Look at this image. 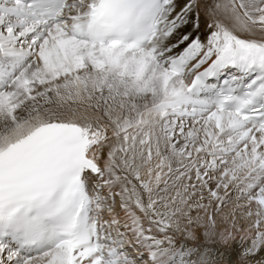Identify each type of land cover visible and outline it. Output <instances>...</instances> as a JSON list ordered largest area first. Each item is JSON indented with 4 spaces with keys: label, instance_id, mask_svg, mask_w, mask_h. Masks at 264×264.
<instances>
[{
    "label": "snow or ice",
    "instance_id": "obj_1",
    "mask_svg": "<svg viewBox=\"0 0 264 264\" xmlns=\"http://www.w3.org/2000/svg\"><path fill=\"white\" fill-rule=\"evenodd\" d=\"M0 264H264V0H0Z\"/></svg>",
    "mask_w": 264,
    "mask_h": 264
},
{
    "label": "bare ground",
    "instance_id": "obj_2",
    "mask_svg": "<svg viewBox=\"0 0 264 264\" xmlns=\"http://www.w3.org/2000/svg\"><path fill=\"white\" fill-rule=\"evenodd\" d=\"M211 186L215 187V181L212 182ZM106 192H107V189H106ZM220 192H221V195H223L225 197V201H226V204L224 206L225 211L232 208L235 204H242L243 203V199H238L240 197V192L232 186H230L227 191H225L224 189H221ZM204 195H205V200L203 202L207 203L208 193H207L206 189L204 190ZM202 214L203 213H201V215ZM122 215L123 214L121 213V216ZM242 215H243V212L240 209H237L236 216H237L238 220ZM218 219H222V216L218 217ZM240 223H244V221L240 220ZM224 226H225L224 224H222V223L220 224L221 228H223ZM237 243H239V237H237Z\"/></svg>",
    "mask_w": 264,
    "mask_h": 264
},
{
    "label": "rangeland",
    "instance_id": "obj_3",
    "mask_svg": "<svg viewBox=\"0 0 264 264\" xmlns=\"http://www.w3.org/2000/svg\"><path fill=\"white\" fill-rule=\"evenodd\" d=\"M170 183H171V181H170ZM117 191H118V189H117ZM117 211H119V205H118V207H117ZM193 214L195 215V212H193ZM203 215V214H202Z\"/></svg>",
    "mask_w": 264,
    "mask_h": 264
}]
</instances>
